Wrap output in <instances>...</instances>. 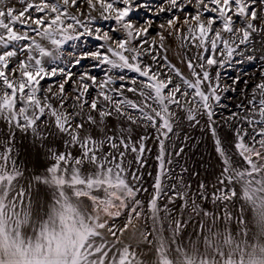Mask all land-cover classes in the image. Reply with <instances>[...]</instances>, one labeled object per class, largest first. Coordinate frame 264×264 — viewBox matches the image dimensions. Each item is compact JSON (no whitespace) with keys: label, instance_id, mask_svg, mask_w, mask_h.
I'll use <instances>...</instances> for the list:
<instances>
[{"label":"snow or ice","instance_id":"snow-or-ice-1","mask_svg":"<svg viewBox=\"0 0 264 264\" xmlns=\"http://www.w3.org/2000/svg\"><path fill=\"white\" fill-rule=\"evenodd\" d=\"M152 8L147 0H0V120L8 126L7 140H0V264H143L129 245L117 247L121 243L117 232L122 235L133 219L151 221V228L141 236L149 244L153 241L148 236L156 237L155 264H177L170 252L182 264H264V244L254 245L246 259L225 252L208 237L205 244L214 252L190 255L176 239L186 223L182 218L173 220L175 209L169 206L179 200L181 217L190 207L215 223L216 215L197 203L208 200L209 194L203 182L194 197L182 177L174 184L164 182L171 179L166 141L177 112L197 124V117L206 116L224 165L217 181L220 187L211 193L212 203L243 201L236 215H221L227 222L225 231L235 221L240 235L247 236V205L254 226L264 232V74L250 96L236 105L238 111L223 118L234 132V148L243 168L233 167L213 119L215 109L222 106L221 92L234 90L222 87L221 73L213 69H222L234 56L243 55L241 46L251 45L254 35L264 37V0H163L153 13L156 17L169 14L166 25H159L158 43L149 39L154 19L140 24L131 19L132 13H151ZM93 12L101 20H113L117 27L110 31L94 27ZM173 35L185 50L182 62L187 76L168 59L165 41ZM85 37L101 43L95 50L77 54L75 42ZM69 41L73 51L65 59ZM191 49L196 51L189 57ZM75 67L84 70L77 75ZM97 68L104 72L102 79L93 74ZM45 80L52 82L45 87ZM238 82L239 78L233 84ZM110 119L117 121L115 127L109 125ZM136 128L154 129L157 144V174L147 212L138 198L147 192L141 187L139 169L151 153L147 146L151 137L145 132L134 139ZM16 130L30 132L38 142V153L44 149L48 161L26 184L20 183L24 171L14 155ZM50 138H61L64 151L46 146ZM236 185L241 187L240 196ZM125 213L123 229L107 219ZM165 222L172 244L163 237ZM216 236L224 245L239 249L230 232Z\"/></svg>","mask_w":264,"mask_h":264},{"label":"rangeland","instance_id":"rangeland-1","mask_svg":"<svg viewBox=\"0 0 264 264\" xmlns=\"http://www.w3.org/2000/svg\"><path fill=\"white\" fill-rule=\"evenodd\" d=\"M8 2L16 3V0H8ZM138 2H145V0H138ZM147 2L153 5L152 12L150 13L145 10H139L131 14V19L138 24L142 23L146 18L154 19L155 24L153 28L150 29L151 36L149 37V39L151 40L152 38H155L158 43L159 37L157 33L160 31L159 25H166L169 14L162 13L158 17L153 15V13H155L156 11V8L161 3H163V0H147ZM16 6L20 7L19 4H16ZM83 8L84 10H86V5H84ZM92 15L97 17L95 27H100L104 31H110V29L117 27L113 20L105 21L99 19L98 12H93ZM110 34L113 33L110 32ZM114 35L122 36V33H116ZM43 43L45 44V46L49 48L51 47V45L46 41ZM75 43L77 44V49H75V51L77 52V54H79L80 51L86 49L95 50L97 44L101 42L96 41L94 38L85 37L81 38L80 41H76ZM72 44L73 42L69 41L68 44L64 46L65 59H69L68 53L73 51ZM165 47L168 49L167 56L171 64L175 65L176 68L180 69V71L183 72L186 76L189 75L186 63L182 62L185 56V50L180 48L179 40L175 38V35L169 37L165 41ZM195 51V49H191L187 52V55L191 57L195 53ZM252 53V51H243V55L234 56L232 63L230 65H227L229 69H213V73L217 70L220 71V83L222 87L230 86L234 89L221 92L222 106L215 109L216 116L213 119L217 121V136L221 140V144L225 149L227 155L231 158L233 167L240 168H243L244 164L242 159L238 155H236V149L234 148V132L232 129L223 124V118L227 117L231 112L238 111L236 105L244 100V97L246 95L250 96L252 88L256 83L259 82L262 74H264V66L254 67L252 65L255 61H261V64H264V53H255L256 55ZM248 56H252L253 59L248 60ZM145 59L146 62H151L150 57H146ZM84 63L85 65H88L90 61H85ZM76 68L77 74L84 70L81 67ZM93 74L96 75L98 79H102L104 76V72L100 68L95 69ZM227 74L229 75L227 76ZM128 75L132 76L134 74L128 73ZM226 77H230V79L227 80ZM237 78H239V82L233 84V81ZM51 82L52 81L45 80L42 81V84L46 87L47 84ZM70 90L71 89L69 88V91ZM93 95H95L94 92ZM197 119L199 120L197 128H199L200 136L204 138L205 143L208 146L207 150H204L203 152L204 155L207 154L209 166L208 170L202 175L200 161L194 160L196 155L199 153V149L196 150V148L191 152L185 153L184 151L179 152L180 149L178 148H167V153L170 154V159L172 161L170 165H167V167L171 171V179H166L164 182L166 184H174L177 182L178 177H182L184 182L191 186L190 193L193 197L197 195L198 186L201 182H203L206 186L205 190L209 194V199L197 200V203L200 204L203 210L215 214L217 219L216 222L213 223L210 216L205 217L203 216V214L196 215L191 211L190 207L183 213V216L181 217L179 215V207L181 202L178 200L175 205L169 206L170 208L175 209L172 219L175 220L177 218H182L186 223V227H184L183 231L177 235L176 239L181 244H183L184 249H186L187 252L193 257L197 256L198 254L210 255L214 252V247H210L205 244V237H208L212 244L223 248L225 252H234L236 254V257H239V255L243 254L247 259V256L253 253L254 245L264 244V232H261L259 227L254 226L255 221H253L252 213L248 209L247 205H244V219L247 221V236L242 237L240 235L241 229L236 225L235 221H233L229 225L228 231H225V224L227 222L220 219L221 215L224 213H232L233 215H236L238 213V209L243 204V201L241 199H236L231 203L224 201H217L215 204L212 203L211 193L215 188L220 187L217 184V181L220 177V173L224 165L222 164V158L216 151V138L212 136L211 131L207 126V117L200 116L197 117ZM186 121L188 122V120L185 118V113L182 111H178L177 122L174 124V127H177ZM108 123L110 126L115 127L116 125L114 126V124H117V121L115 119H110ZM93 134L98 135V133L96 132H94ZM149 137H151V135H149ZM169 137L170 138L168 141H173V143L175 144L179 142L178 136L174 131L173 133L169 134ZM7 138L8 126L5 121L0 120V140H7ZM149 140L147 141V143L149 142ZM194 142L198 144L197 140ZM13 146L15 149L14 155L17 160V164L24 171V178L20 180V183L26 184V180L29 179L33 173L42 172L44 166L48 163L47 158L44 155V149H39L38 153V142L34 140L32 134L30 132L24 133L19 130L15 131V140L13 142ZM46 146H50L58 151H64L63 140L61 138H50ZM0 150H2V147H0ZM73 152L75 154L76 150L73 149ZM178 152L179 155H177ZM156 155L157 150H153L150 154H146L147 163L144 167L139 169V175L142 176V181L140 182L141 187L147 189V192L142 191L138 196L139 199L145 202V212H147V201L153 191L152 186L157 174V161L155 159ZM188 155L189 157H187ZM167 158H169V156H166V159ZM129 159H131V157H129ZM135 169L136 165L133 164V170ZM185 169L186 171H184ZM236 191L238 196L242 194L240 185H236ZM160 203L161 205H163L165 201L161 200ZM189 204H191V200H189ZM163 215L164 213L161 212V216ZM107 219H109V223L115 225L117 229H123L125 223L127 222V213L119 218ZM201 225L203 226V231H201ZM145 228H151L150 220L147 224H145L143 220L133 219L131 225L127 228V230L123 232L122 235L120 234V232H117V235L121 240V243L118 244L117 247L122 248L124 245H129L130 250L136 253V257L143 261V264H155V261L157 259L156 237L152 235L148 236V240L153 241L152 244L145 242L141 236V232L144 231ZM209 228H211V231H209ZM217 232L224 235H227L230 232L234 238V241L239 242V249L235 247V244L231 246L224 245L220 238L216 236ZM105 235L108 239H112V237L107 233H105ZM163 237L166 244L174 243L171 237V232L168 229L167 222H165L164 225ZM255 251L258 253L259 249L256 248ZM169 254L177 260V264H182V260L177 257V254L175 252H170Z\"/></svg>","mask_w":264,"mask_h":264},{"label":"bare ground","instance_id":"bare-ground-1","mask_svg":"<svg viewBox=\"0 0 264 264\" xmlns=\"http://www.w3.org/2000/svg\"><path fill=\"white\" fill-rule=\"evenodd\" d=\"M95 27V25H94ZM260 38V39H259ZM241 50L243 51H252L254 55L256 54H262L264 53V37H261L260 35H254L253 37V42L251 45L247 46V48H245V46H241ZM256 53V54H255ZM262 58V57H260ZM246 62V61H245ZM235 63V62H234ZM254 67H260V66H264V64H261V61H255L252 64ZM233 67V66H232ZM224 68H228L229 67L226 65ZM76 67L73 68L72 70L76 72ZM225 70V69H224ZM239 72V71H238ZM78 75V74H77ZM229 74H227L228 76ZM236 76V75H235ZM227 80L230 79V77H226ZM119 81H117V85H119ZM126 95L128 96H132L131 93H126ZM116 125V123L114 124V126ZM198 124L195 122H190V121H186L183 124H180L177 127H174L173 131L177 134L179 142L177 144L173 143V141H166V149L168 148H178L181 149L183 148V151L186 152H191L193 151V149L198 150L199 149V153L196 155V157L194 158V160H199L200 161V166H201V173L202 175L208 170V160H207V154H203L204 150H207V144L205 143V140L203 137L200 136L199 133V128H197ZM95 131H93L94 133ZM145 132H147L148 135H151V138L149 140V142L147 143L148 148L151 149V151H156L157 150V144L155 142V130L154 129H142V128H136L134 129L132 135L133 138H137L140 135L145 134ZM213 136V135H212ZM201 137V138H200ZM200 138V139H198ZM197 140L196 144L194 141ZM211 140V139H210ZM213 144V143H212ZM189 157V155L187 156ZM176 159V158H175ZM152 162V161H150ZM187 165V163H186Z\"/></svg>","mask_w":264,"mask_h":264}]
</instances>
